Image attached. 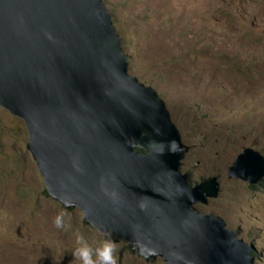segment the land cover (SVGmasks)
I'll use <instances>...</instances> for the list:
<instances>
[{"label":"water","instance_id":"95a60500","mask_svg":"<svg viewBox=\"0 0 264 264\" xmlns=\"http://www.w3.org/2000/svg\"><path fill=\"white\" fill-rule=\"evenodd\" d=\"M0 107L23 120L50 195L105 238L167 264H253L223 218L196 209L221 184L189 187V146L158 90L130 73L104 0H0ZM227 176L259 183L264 155L245 148Z\"/></svg>","mask_w":264,"mask_h":264},{"label":"rangeland","instance_id":"374dc122","mask_svg":"<svg viewBox=\"0 0 264 264\" xmlns=\"http://www.w3.org/2000/svg\"><path fill=\"white\" fill-rule=\"evenodd\" d=\"M104 2L130 73L158 90L189 146L182 171L194 182L220 177V196L205 211L221 215L264 264V180L227 176L245 148L264 155V0ZM28 141L23 120L0 107V264H79L77 231L90 242L106 238L80 208L50 195ZM116 255L118 264H167L125 243Z\"/></svg>","mask_w":264,"mask_h":264},{"label":"clouds","instance_id":"9594fccd","mask_svg":"<svg viewBox=\"0 0 264 264\" xmlns=\"http://www.w3.org/2000/svg\"><path fill=\"white\" fill-rule=\"evenodd\" d=\"M157 133L159 134V130L158 129H157ZM156 144H159V146H160V151H159L158 155H164L165 154L164 153L165 145H164L163 142L149 141V145H148L149 149H151ZM168 149L173 154H175L177 152H180V151H183V149L180 147V145L175 140H171V141L168 142ZM181 171H182V166H181ZM227 172H228V170H227ZM184 174H186V173H184ZM186 175L188 176L189 174H186ZM262 180H264V179H262ZM261 181L259 183L255 184V185L260 184ZM249 185H252V184H249ZM255 185H252V186H255ZM220 192H221V190H220ZM219 196H220V194H219ZM218 197L214 198L212 200H216V199H218ZM210 200L211 199L208 200V203H209ZM65 204H66V206L71 207V202L65 201ZM198 205L206 206V205H202V204H198ZM198 205H196V209L199 212H201L198 209V207H197ZM206 209H207V207H206ZM64 216H65V213L62 211L55 217L53 223H54V226L56 228H58V229H64L65 228ZM226 225H227V228H228V224L227 223H226ZM228 229H230V228H228ZM231 230H233V229H231ZM237 236H238V233H237ZM238 238H239V236H238ZM239 239H241V238H239ZM241 240H243V239H241ZM75 245L76 246H75V248L73 250L72 255H73V258L76 261L79 262V264H118V258H117V255H116L117 242L111 239V234H108L107 238L104 239L103 241L90 242L89 239H87L84 234H82L79 231H77L75 233ZM247 245L250 247V250H249L250 251V255L253 258V256H252L253 252H254V251H252L253 246L249 245V244H247ZM253 264H254V262H253Z\"/></svg>","mask_w":264,"mask_h":264},{"label":"flooded vegetation","instance_id":"af4514ba","mask_svg":"<svg viewBox=\"0 0 264 264\" xmlns=\"http://www.w3.org/2000/svg\"><path fill=\"white\" fill-rule=\"evenodd\" d=\"M213 178H216L217 179V181L221 184V181H220V177L219 176H211V177H207V178H204L202 181H199V182H194L193 180H192V178H190V176L188 175V184H189V186L190 187H193V186H198L200 183H203V182H205V181H207V180H211V179H213ZM220 190H221V188H220ZM212 201V199L209 201V203L206 205V206H201V205H198L197 207H198V209L202 212V213H204V214H214V213H212V212H207V211H205V209H206V207L208 206H210V204L212 203L211 202ZM200 207V208H199ZM214 215H217V214H214ZM218 216H221V215H218ZM222 217V216H221ZM223 218V217H222ZM224 219V218H223ZM225 220V219H224ZM225 222L227 223V221L225 220ZM144 258V257H143ZM145 260L146 261H154V260H147L146 258H145Z\"/></svg>","mask_w":264,"mask_h":264},{"label":"trees","instance_id":"16d2710c","mask_svg":"<svg viewBox=\"0 0 264 264\" xmlns=\"http://www.w3.org/2000/svg\"><path fill=\"white\" fill-rule=\"evenodd\" d=\"M262 181H263V180H262ZM262 181H261V182H262ZM256 186H257V185H256ZM47 193H48V191H47Z\"/></svg>","mask_w":264,"mask_h":264}]
</instances>
